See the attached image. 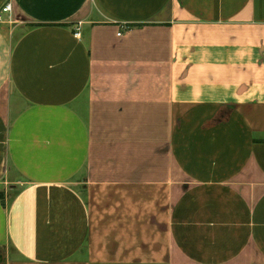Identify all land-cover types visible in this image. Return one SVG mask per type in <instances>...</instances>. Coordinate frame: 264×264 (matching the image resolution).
I'll return each instance as SVG.
<instances>
[{"label": "crops", "instance_id": "0c3cea01", "mask_svg": "<svg viewBox=\"0 0 264 264\" xmlns=\"http://www.w3.org/2000/svg\"><path fill=\"white\" fill-rule=\"evenodd\" d=\"M7 3L0 264H264V0Z\"/></svg>", "mask_w": 264, "mask_h": 264}, {"label": "built area", "instance_id": "2783aa9c", "mask_svg": "<svg viewBox=\"0 0 264 264\" xmlns=\"http://www.w3.org/2000/svg\"><path fill=\"white\" fill-rule=\"evenodd\" d=\"M12 11V5L11 3H7L6 5L3 6V8H1L0 10V23L4 22V18L6 17L7 14H10ZM123 33V32H122ZM119 34V36H121V34ZM80 29H77V32L75 33L76 37H80Z\"/></svg>", "mask_w": 264, "mask_h": 264}, {"label": "rangeland", "instance_id": "374dc122", "mask_svg": "<svg viewBox=\"0 0 264 264\" xmlns=\"http://www.w3.org/2000/svg\"><path fill=\"white\" fill-rule=\"evenodd\" d=\"M2 254H3V250H0V257L3 256Z\"/></svg>", "mask_w": 264, "mask_h": 264}, {"label": "trees", "instance_id": "16d2710c", "mask_svg": "<svg viewBox=\"0 0 264 264\" xmlns=\"http://www.w3.org/2000/svg\"><path fill=\"white\" fill-rule=\"evenodd\" d=\"M2 255H3V254H2ZM2 257H3V256H1V257H0V260H2V259H3Z\"/></svg>", "mask_w": 264, "mask_h": 264}]
</instances>
